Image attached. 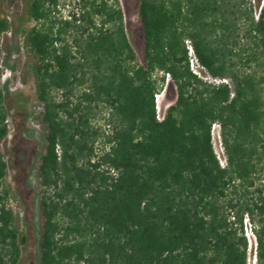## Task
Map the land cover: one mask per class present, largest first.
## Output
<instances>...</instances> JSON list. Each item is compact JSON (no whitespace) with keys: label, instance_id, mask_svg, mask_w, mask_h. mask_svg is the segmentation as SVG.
<instances>
[{"label":"trees","instance_id":"16d2710c","mask_svg":"<svg viewBox=\"0 0 264 264\" xmlns=\"http://www.w3.org/2000/svg\"><path fill=\"white\" fill-rule=\"evenodd\" d=\"M138 1L141 57L118 0H78L67 17L60 0H27L43 142L38 264H248L246 222L264 264V0ZM4 8L19 15L21 0ZM187 41L228 84L192 73ZM170 84L175 102L160 117ZM11 130L0 88V264H20L27 243L5 184Z\"/></svg>","mask_w":264,"mask_h":264},{"label":"rangeland","instance_id":"374dc122","mask_svg":"<svg viewBox=\"0 0 264 264\" xmlns=\"http://www.w3.org/2000/svg\"><path fill=\"white\" fill-rule=\"evenodd\" d=\"M0 0V20L6 18L10 29L0 34V88L5 94V104L12 126L11 133L4 144V153L8 165L5 184L20 197L22 208L16 209V226L27 236L22 247L20 264H38V220L39 201L34 166L42 151V133L33 121L32 115L37 107L33 75L29 65L33 61L26 51L23 29L33 25L28 18L27 0H21L19 15L8 13ZM78 0H60L63 16L77 10ZM124 15L127 36L136 54L142 53V29L138 16V0H118ZM257 4V0H254ZM25 53L23 67L18 81L11 85L12 74L16 69L18 55ZM167 87V85H166ZM175 88L171 84L167 91L157 95L158 111L162 117L166 109L175 102ZM217 131V130H216ZM215 131V134H217ZM214 134V135H215ZM15 151L16 155L12 152ZM14 204V202H12ZM252 255V252L250 253Z\"/></svg>","mask_w":264,"mask_h":264},{"label":"built area","instance_id":"2783aa9c","mask_svg":"<svg viewBox=\"0 0 264 264\" xmlns=\"http://www.w3.org/2000/svg\"><path fill=\"white\" fill-rule=\"evenodd\" d=\"M2 33L6 34L7 31H4ZM186 44H187V49L189 52L190 70L192 71V73L194 75H196L198 78L202 79L203 81H205L207 83H211V84L218 85L221 83H225V84L229 83V81L227 79H220V78L211 77L207 73L206 69L199 63V61H198V59L194 53V50H193V47H192L190 41H187ZM219 130H220V128H219L218 124H215L212 127V140H213L215 153H216V156L219 160V163H220L221 167H225L227 162H226V157H225L224 148L222 145ZM215 131L217 134H215ZM245 236L248 238V264H256V261H257L256 246H257V244H256L255 237L253 235V232L251 230V226L248 222L245 223ZM251 252H252V255H250Z\"/></svg>","mask_w":264,"mask_h":264}]
</instances>
